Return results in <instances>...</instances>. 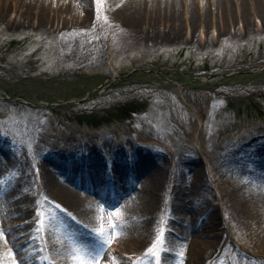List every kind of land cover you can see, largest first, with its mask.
Masks as SVG:
<instances>
[{
    "label": "rangeland",
    "instance_id": "374dc122",
    "mask_svg": "<svg viewBox=\"0 0 264 264\" xmlns=\"http://www.w3.org/2000/svg\"><path fill=\"white\" fill-rule=\"evenodd\" d=\"M70 1L51 0L45 17L37 0L0 1V205L13 195L36 222L39 209L48 239L44 244L64 234L66 259L72 247L69 238L95 251L99 240L92 230L110 225L105 239L112 242L99 258L118 257L124 264L135 259L127 250L134 246L128 236L136 225L143 232L140 244L149 249L154 244H148L150 238L155 242L153 252L160 264H181L190 244L185 235L192 229L186 225L192 224L194 210L205 211L201 221L215 219L216 228H211L219 233L211 250L221 253L200 264H264L248 245L252 237L264 240V228L252 223L257 229L251 236L236 198L220 194L222 186L246 177L251 181L264 171V0H257L256 6L252 0H178V24L159 22L150 32L127 27L114 15L113 0H85V19H77L82 10ZM145 12L138 20L145 21ZM157 18L164 21L161 15ZM111 75L117 78L106 80ZM92 147L98 151L95 157L101 154L95 168L101 174L118 152L124 156L117 162L120 168L132 173L130 168L142 169L139 177L150 186L143 193L147 204L158 200L162 207L155 211L156 222L128 195L122 196L124 202L101 208L98 204L101 219L93 224L69 220L37 162H47L48 172L66 181L92 169L85 166ZM142 148L152 157H142ZM58 149L60 154L48 159ZM183 173L189 175L186 182ZM129 176L123 187L130 185ZM100 182L98 190L106 196L112 184ZM36 187L43 192L33 194ZM183 194L190 199L184 200ZM2 211L12 220L19 217L14 208ZM34 228L23 226L37 260L50 258L43 242L34 237ZM111 248L117 255H111ZM234 249L240 251L233 254ZM18 251H0V260H33L31 255L18 260ZM62 261L60 256L53 262ZM136 262L155 264L149 255Z\"/></svg>",
    "mask_w": 264,
    "mask_h": 264
},
{
    "label": "bare ground",
    "instance_id": "6f19581e",
    "mask_svg": "<svg viewBox=\"0 0 264 264\" xmlns=\"http://www.w3.org/2000/svg\"><path fill=\"white\" fill-rule=\"evenodd\" d=\"M3 1V0H0ZM38 2V9L40 12V15L42 17L47 16L46 11L48 12V8L51 5V0H37ZM252 2L255 4L254 6L258 5L257 0H252ZM0 2V6H1ZM71 6L75 5L77 6V10L81 11V15H77V19L81 17V19L87 18L88 13L87 12V6L85 0H71L70 3ZM220 4H226L225 0H220ZM82 5V6H79ZM111 6L114 10V15L121 19L125 25L131 29H135L136 31H140L141 29H145V31L150 32L155 29L156 25H158L159 22L162 23H168L169 26H173L177 21L179 20V13H178V0H113L111 3ZM142 11H146L145 21L138 20V17L140 16ZM79 13V12H78ZM161 15L164 18V21L159 20L157 17ZM40 16V17H41ZM187 16L190 18V22L192 21L193 15L192 12L188 11ZM188 19V18H187ZM148 22H147V21ZM79 21H81L79 19ZM141 21V22H140ZM157 22V23H156ZM171 24V25H170ZM178 24V23H177ZM166 27V25H164ZM163 27V28H164ZM155 31V30H154ZM153 31V32H154ZM67 148V147H63ZM61 149H58L57 151H52L48 154V159L54 160L56 156L60 154L58 152ZM93 153L89 156L90 161L85 164V166H91L93 168H97L99 164L97 163L99 160V156L95 157L97 155V150L92 147ZM7 151H11L8 149ZM125 150H122V152ZM129 155V152L127 153ZM75 155V154H74ZM73 155V158H74ZM85 154L84 156H86ZM142 157L148 156L152 157L151 154H148V149L142 148L141 152ZM77 156L81 159L82 153H78ZM113 157V156H111ZM124 156H122V153H115L114 154V163L109 161L110 166L112 167L113 164L117 163L118 160L123 159ZM11 160V158H8ZM85 161H83L84 163ZM138 162V160L136 161ZM143 160L139 159L138 163H142ZM48 163L47 162H37V169L42 170L46 177L45 180L48 182V189L52 192L54 196H56V199L58 200V204L61 205V208L64 211L68 212L69 220H72L77 223V221H83L84 224L89 225L93 224L97 221L98 212L96 211L95 207L100 205V208L102 204L104 207L107 205H111V202L119 203L124 202L121 200L122 196L126 197L128 195V198L132 200V202L137 203L142 211H144V214L147 215V217H150L153 221L156 222V219H159V216H157V213L155 211L161 210V205L157 204L158 200L156 202H153L151 206L147 204V201L145 200L143 193L147 191V189L150 187L148 183L145 181L146 178L139 177L140 173L142 172V169L135 167L134 171L138 172V176L135 177V180L132 182V186L129 187L130 189L128 191L115 193V195L111 196L110 194H106V196L102 195V193L96 188L90 186L88 183H86L82 178L80 177H69L68 180L64 181L62 179L56 178L54 175H51L48 172ZM264 170V165H263ZM183 179L185 180L188 178L187 173H183ZM72 176V175H71ZM106 177V174L104 178ZM247 178V177H246ZM246 178L244 179H238L236 182H233L230 185L222 186L221 187V196L223 195V192H226L225 195L228 194L233 195L236 198L237 206L240 208L238 214H240L242 220L250 225V232L251 236L255 234V231L257 228H253L252 223H257L258 226L264 228V171L262 173H259L258 175H255L254 178H252L251 181H248ZM103 179V178H101ZM101 179L99 181H101ZM187 179L185 180V182ZM184 182V183H185ZM136 187V190H135ZM231 190H235L234 194L228 193V188ZM244 188V189H243ZM47 189V190H48ZM134 189V190H133ZM240 194H238V190H241ZM45 191L46 188L44 189ZM84 191L85 193H81ZM220 191V190H219ZM37 192H43V189L41 187H36L34 189L33 194H39ZM196 194H199V191L196 190ZM32 193H28V198L31 199L33 197ZM185 194V191H184ZM184 200H189L190 197L188 195L184 196ZM218 192L214 190V195H217ZM14 195H17L15 192ZM91 195H94L96 198H99V200H96ZM13 195L6 196L5 200L2 202L4 205H0V228L3 229H10L14 228L15 226L18 227L15 232H5L3 237H0V251H12L14 248L18 249V255L17 259L22 260L25 259L27 256H34L33 260L28 262L27 264L38 263V261L35 255V245L32 242L31 237L29 235L25 234V229H23V226L26 227H32L35 226V229L37 228V222L36 219L28 215L27 209L21 208L23 205V201L12 199ZM124 197V198H125ZM206 197V196H205ZM123 199V198H122ZM219 203V201L217 202ZM99 204V205H98ZM11 207L14 208V213L17 214L19 212V217L17 220H12L10 218L9 214H5L2 209L4 207ZM23 207V206H22ZM108 207V206H107ZM2 208V209H1ZM208 211L212 210L210 205H207ZM105 210V209H104ZM104 212V211H103ZM193 212V210H192ZM205 214V211H197L194 210V218L191 225L187 226V230L192 227L190 232H186V238H189L190 244L187 245L186 250L184 252V256L182 257V263L181 264H200L201 261L205 259H209L213 256L219 255L221 251L216 250V252H213L212 243L214 242V238H217L219 233L213 232L212 228L215 229V225H217L215 219L212 218L209 221H201L202 216ZM193 217V216H192ZM191 218V216L189 217ZM200 219L199 221H197ZM92 222V223H91ZM151 221L150 219L147 221V224H149ZM107 227H102V229H106ZM212 227V228H211ZM134 228V229H133ZM129 234L130 241L132 245L131 250H127L129 254H131L132 259L134 261H142V257L146 256L144 253L146 252V245L140 244L144 239H142V231L140 232V225L134 226ZM196 229V230H195ZM24 233V234H23ZM22 234V235H21ZM175 235H179L178 233ZM213 236V239H211ZM35 238H39V242H43L42 245L45 246L48 250V254L50 259L53 258L54 260H59L60 256L63 260L64 264H71L70 259L66 255H63L64 249H66L64 240L66 238L64 237V234L58 235L56 239H51L49 245H45L44 243L48 241L46 238V235L44 236V233L42 235H38L35 233ZM148 244L154 243L150 240L148 241ZM216 242V241H215ZM189 243V242H188ZM147 244V245H148ZM142 245V246H139ZM249 250L252 253V256H255L257 258H261L262 261H264V240L260 241L257 237H252L250 239V242L248 243ZM116 249V247H114ZM242 248H240L241 250ZM239 249H234L232 253L239 252ZM247 249L244 248V251ZM247 251V253L249 252ZM9 252V253H10ZM111 255H117L112 248L110 249ZM112 259L107 260L104 258L98 259V264H124V261L121 259ZM163 258V257H161ZM165 258V257H164ZM159 259V258H157ZM94 264H97V261L94 260ZM154 264V263H153Z\"/></svg>",
    "mask_w": 264,
    "mask_h": 264
},
{
    "label": "snow or ice",
    "instance_id": "6c2138e0",
    "mask_svg": "<svg viewBox=\"0 0 264 264\" xmlns=\"http://www.w3.org/2000/svg\"><path fill=\"white\" fill-rule=\"evenodd\" d=\"M103 211V209H101ZM109 218H115L114 216H110ZM97 219H101V217H97ZM116 225L113 226L111 231L115 233ZM8 229L0 228V237H3L4 233L7 232ZM38 235H42L45 231V220L42 217V213L37 210V228L35 229ZM93 232L97 233V237L99 240V248L95 251L88 249L86 246L78 245L74 240L71 238L68 239V243L71 244V251L69 252V258L71 260V264H90L91 260H96L98 264V259L101 257L104 252L107 250L108 245L112 242L111 238L105 239V230L100 229L97 231L96 229L92 230ZM162 233H158L157 239L161 242V250L163 251V241L161 240ZM153 248H155V242L152 247L146 250L144 255H149L154 258L155 264H160L159 259L156 258L157 254L153 252ZM41 252L45 251V249H41ZM88 257L89 259H85ZM0 264H4V261L0 260ZM13 264L15 262L13 261ZM39 264H54V262L50 258H46L41 260ZM133 264H137L136 261Z\"/></svg>",
    "mask_w": 264,
    "mask_h": 264
}]
</instances>
